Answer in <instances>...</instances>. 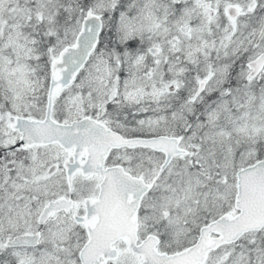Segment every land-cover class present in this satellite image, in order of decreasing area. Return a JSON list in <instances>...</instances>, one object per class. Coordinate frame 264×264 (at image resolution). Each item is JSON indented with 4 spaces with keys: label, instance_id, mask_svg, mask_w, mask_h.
I'll return each instance as SVG.
<instances>
[{
    "label": "snow or ice",
    "instance_id": "6c2138e0",
    "mask_svg": "<svg viewBox=\"0 0 264 264\" xmlns=\"http://www.w3.org/2000/svg\"><path fill=\"white\" fill-rule=\"evenodd\" d=\"M0 264H264V0H0Z\"/></svg>",
    "mask_w": 264,
    "mask_h": 264
}]
</instances>
